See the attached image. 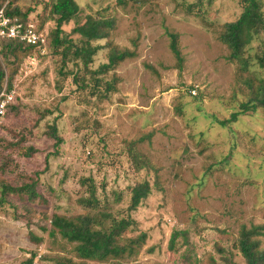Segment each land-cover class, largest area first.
I'll return each mask as SVG.
<instances>
[{
  "label": "rangeland",
  "instance_id": "rangeland-1",
  "mask_svg": "<svg viewBox=\"0 0 264 264\" xmlns=\"http://www.w3.org/2000/svg\"><path fill=\"white\" fill-rule=\"evenodd\" d=\"M76 1L78 23L84 24L89 16L112 19L114 45L135 50L136 55L110 72L109 79L116 74L120 81L108 99L85 103L72 91L70 80L57 92L59 60L50 45L47 54H36V62L31 59L36 55H26L16 68L7 66L0 101L5 99L3 91L9 92L14 68L12 90L24 109L18 115L0 113V136L10 135L7 127L32 128L39 117L37 107L60 104L64 143L58 155L47 158L54 152V140L45 135L47 118L24 143L39 152L31 158L16 155V163L0 175L18 180L41 170L37 192L44 198L34 203L26 196L14 197L19 212L0 211V264H55L49 260L54 255L78 260L72 244L51 237L42 227L55 212H84L79 202L85 190L81 178L90 176L97 181L99 196L126 216L132 188L146 181L151 185L150 194L132 214L149 239L129 264H184L168 243L174 230L192 228L194 216L203 231L193 240L201 264H207L216 243L223 246L243 225L264 226V107L242 115L230 133L217 128L214 135L201 138L203 126L197 121L201 112L228 118L250 93L245 81L260 85L264 31L246 48L253 65L248 72H238L219 33L240 16L239 0ZM19 5L23 13L31 8L27 18L40 27L44 5L37 0H20ZM74 22L65 26L67 32ZM53 24H46L47 33ZM168 32L179 35L183 63L171 49ZM105 61L107 51L102 49L95 66ZM26 206L32 212L19 215ZM260 239L264 248V235ZM236 260L245 264L241 255Z\"/></svg>",
  "mask_w": 264,
  "mask_h": 264
},
{
  "label": "trees",
  "instance_id": "trees-1",
  "mask_svg": "<svg viewBox=\"0 0 264 264\" xmlns=\"http://www.w3.org/2000/svg\"><path fill=\"white\" fill-rule=\"evenodd\" d=\"M19 1L0 0V11L3 10L4 15L13 21L18 19L19 22L27 24L30 21L27 17L31 8L23 13ZM239 1L242 8L240 16L225 24L219 33V39L227 45L228 59L237 63L238 72H248L253 64L247 56L246 48L255 35L264 31V0ZM37 3L44 5L39 31L47 32L46 24L50 21L54 22L47 34L50 38V52L59 60L56 74L57 92L63 91L65 82L70 80V84L73 85L72 91L79 93L83 103L96 98L108 99L109 95L117 89V83L120 81L116 74L109 79L110 72L127 58L136 55L135 50L114 45L111 40V33L115 27L114 21L89 16L84 24L78 23L80 6L76 0H37ZM73 21H76L74 29L67 32L65 26ZM168 35L171 39L172 51L179 62L183 63L178 33L168 32ZM102 49L107 51V61L95 66L96 56ZM36 54L42 55L36 46L20 39L0 40V92L6 81L7 66L15 64L16 68L26 55ZM11 56L14 57L13 61ZM259 60L264 69V53L259 56ZM11 71L8 90L15 93L16 91L12 89H14L13 81L17 70L13 68ZM245 84L250 93L245 100L237 104L238 109L228 118L220 119L200 113L197 121L203 126L199 133L201 138L207 134L214 135L217 128L230 133L231 126L237 123L242 115L253 114L259 106L264 107V78L260 80L257 88L251 82L245 81ZM235 97L240 98L238 95ZM22 109L24 104L14 96V99L6 105L4 114L18 115ZM35 110L39 117L32 128L7 127L10 135L0 136V175L9 171L11 165L16 163V155L31 158L39 152L35 146L24 145V143L28 135L33 136L34 129L40 127L42 121H46L47 118L49 119L45 135L54 140V152L49 153L47 158L49 155L59 154L60 147L64 143L59 128V119L62 115L60 104L46 108L37 107ZM15 151L18 152L14 153ZM41 174V170H36L33 174L21 175L18 180L1 177L0 211L10 208L18 213L19 206L15 204L14 197L23 199V196H26L29 202L34 203L37 202V198L44 200L43 196L37 192ZM81 183L85 190L79 202L84 212L75 215L55 212L48 216L46 225L42 227L51 237H60L72 244V253L78 260L61 255L49 256V260L55 264H129L127 260L137 258L149 239L148 232L139 226L132 214L150 194V183L146 181L132 188L127 216L121 211H115L113 208L115 204H112L107 197L99 196L97 181L92 176L81 178ZM119 199L120 196H118V202ZM118 202L115 203L118 204ZM29 207H24L19 215L31 213L32 208ZM191 227L185 230H174L168 248L171 252L179 254L184 264H201L204 261L198 257L193 237L202 234L203 228L199 225L196 216L192 218ZM263 235L264 226L254 225L248 228L243 225L238 236H234L232 240L227 239L223 246L215 244L214 252L207 257V264H240L236 260L237 255H241L245 264H264V248L261 247L260 239ZM34 237L38 238L36 235ZM29 263L32 264L33 261Z\"/></svg>",
  "mask_w": 264,
  "mask_h": 264
},
{
  "label": "built area",
  "instance_id": "built-area-1",
  "mask_svg": "<svg viewBox=\"0 0 264 264\" xmlns=\"http://www.w3.org/2000/svg\"><path fill=\"white\" fill-rule=\"evenodd\" d=\"M2 39H20L36 46L41 54L48 52L49 36L47 32L39 31V27L34 22H19L18 19L12 20L4 15L3 10L0 11V40ZM34 62L37 61V56L31 58ZM2 96L5 99L0 101V113L4 114L6 105L14 99V92L4 91Z\"/></svg>",
  "mask_w": 264,
  "mask_h": 264
},
{
  "label": "clouds",
  "instance_id": "clouds-1",
  "mask_svg": "<svg viewBox=\"0 0 264 264\" xmlns=\"http://www.w3.org/2000/svg\"><path fill=\"white\" fill-rule=\"evenodd\" d=\"M47 53H48V52H47ZM47 53H46V54H47ZM44 55H45V54H44Z\"/></svg>",
  "mask_w": 264,
  "mask_h": 264
}]
</instances>
